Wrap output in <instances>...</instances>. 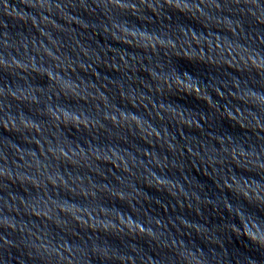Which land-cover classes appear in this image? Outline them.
<instances>
[{
	"label": "water",
	"instance_id": "water-1",
	"mask_svg": "<svg viewBox=\"0 0 264 264\" xmlns=\"http://www.w3.org/2000/svg\"><path fill=\"white\" fill-rule=\"evenodd\" d=\"M0 264H264V0H0Z\"/></svg>",
	"mask_w": 264,
	"mask_h": 264
}]
</instances>
